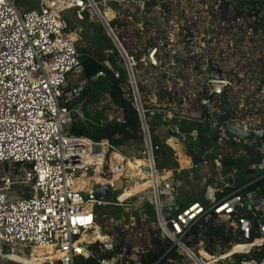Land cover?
<instances>
[{"label": "built area", "instance_id": "2783aa9c", "mask_svg": "<svg viewBox=\"0 0 264 264\" xmlns=\"http://www.w3.org/2000/svg\"><path fill=\"white\" fill-rule=\"evenodd\" d=\"M246 1L244 7L251 11L250 17L255 18L257 9V15L264 18V3ZM70 9L79 19L84 11L98 18L121 58L127 75L121 89L131 93L142 137L138 156L126 155L107 141L68 132L79 114L76 105L80 92L88 83L76 50L78 33L69 28L62 15ZM108 19L124 22L123 32L133 34L136 41L124 45V37L115 35ZM262 23L257 29L243 27L244 19L227 0H38L37 7L27 8L14 0H2L0 249H44V259L38 264H79L75 261L78 256L92 257L97 264H264V254L260 259L236 260L233 256L264 244V198H259L256 190L245 189L248 183L221 197L216 195L223 192L224 179H233L235 171H223L222 157L246 155L249 148L228 131L229 123L251 132L248 141L254 142L252 149L260 156L248 168L259 172L255 179L264 178L263 145L256 139L264 135V106H250L241 84L247 59H261L264 68V19ZM246 35L254 40L240 45ZM127 46L141 51V55ZM139 63L148 67L141 71L138 81L135 72ZM208 63L217 64V78L206 70ZM102 74L96 72V76ZM113 75L117 77L119 71L113 70ZM138 83L149 87L148 95L141 94ZM257 90L264 96L262 84ZM223 102L230 108L226 121L216 118L224 112ZM154 116L164 121V143L178 163L175 176L173 169L155 165L153 149L157 145L149 131ZM180 121L207 122L209 130L200 133L197 128H181ZM214 128L216 139L211 142ZM203 138L209 139L210 146L202 151L200 144L194 151L192 141ZM237 143L241 147L234 149ZM210 151L214 155L204 157ZM136 158L143 159L144 164L136 166L135 174L127 175V163ZM181 170L185 173L180 174ZM94 175L101 176L102 181L92 179ZM180 175L186 178L185 183L200 180L204 184L203 201L187 199L183 191L179 192L183 184ZM121 178L126 179L125 185ZM142 181L149 184L95 221L100 209L111 201L107 199L112 190L122 191ZM103 183L109 187L107 198L94 191V186ZM146 201L153 210L151 221L142 213ZM237 209H244L248 217L235 216ZM114 211L127 213L129 223L113 220L110 214ZM211 214L226 221L232 230L238 227L246 239L254 222L257 237L243 243L249 247L237 251L234 245L240 243L223 252L206 250L203 241L196 248L186 246L188 229L200 217ZM137 219L147 222L142 239L133 229ZM157 239H167L169 247L156 246ZM46 250L59 257L51 258ZM4 259L0 255V261Z\"/></svg>", "mask_w": 264, "mask_h": 264}, {"label": "trees", "instance_id": "16d2710c", "mask_svg": "<svg viewBox=\"0 0 264 264\" xmlns=\"http://www.w3.org/2000/svg\"><path fill=\"white\" fill-rule=\"evenodd\" d=\"M255 1H257L258 4L264 3V0ZM227 2L232 3V7L237 16L244 19L243 27L257 29L259 26L263 25L262 20L264 18H260L257 15V13H259L257 9H255V18L250 17L251 11L244 7L247 3L246 0H227ZM80 20L83 21L82 26L84 27L92 25V21L87 19L86 12H84V16H82ZM117 24L124 25V22L118 21L115 25ZM110 26L113 27L111 24ZM93 35L94 37L92 40L95 42L93 48L87 45L84 47L76 45L78 59L83 68L82 76L87 79L88 83L80 92L77 100L76 106L80 107L81 115L78 114L75 116L68 126V132L76 136H86L94 141H107L111 146L126 155L138 156L142 149V137L137 113L132 105L130 91L121 89L122 85L126 83V71L121 67V58L117 55L113 43L105 30L96 31ZM118 38L121 39L122 35ZM127 48L137 56L141 55V51L136 48L131 46H127ZM103 61H106V63ZM147 67V65L139 63L136 67V76H140L141 71L144 69L147 70ZM260 68V72L257 73V77L259 78H257V89H259L264 82V68L262 64ZM113 70L119 71L117 77L113 75ZM97 71H102L103 74L96 76ZM138 89L142 95H148L150 91L149 87L142 83H138ZM109 115L112 116V119H109ZM179 125L181 128H197V131L200 133H205L209 130L207 122L199 123L191 121L183 123V121H180ZM157 130L161 131V133L158 134ZM149 131L152 143L157 145V147L153 149L155 165L158 168L173 169V175L175 176L176 172L174 168L178 166V163L175 160L172 149L164 143L167 137V132L164 129V121L160 117L154 116L149 123ZM194 143L197 145L201 144L200 150L202 151L206 150L211 144L207 138H203L202 140L195 139V141H192V145H194ZM239 147H241V144L237 143L234 149ZM259 156L260 155L252 148H246V155H235L234 153L225 154L221 159V167L223 171L234 168V177L233 179H224L221 185L223 192H218L216 194L217 197H221L222 194L227 193L237 186L248 183L245 189L256 190L259 198H264V178L255 179L259 172L248 168L249 163L257 161ZM134 169L135 168L130 165V167L127 168V173H134ZM184 173L185 170H181L180 174ZM180 176L183 180V184L179 187L180 189L182 188L183 191L186 178H184L183 175ZM229 180L231 183H229ZM198 182H200V180ZM202 185L204 186V184ZM205 185H207V183H205ZM135 191L136 187L132 184L122 191L119 195V199L122 200L128 195L135 193ZM203 192L204 188L194 193L192 199L203 201ZM118 193L113 195V198ZM152 211L151 204L146 201L143 204L142 213H146L149 216L148 221L153 220ZM234 215L248 217L244 209H237ZM257 234V226L254 222H251L250 236L246 239L243 237L238 227L232 230L227 226L226 221H219L214 214H211L208 217H200L188 229L184 243L188 247L196 248L198 242L203 241L206 250L216 252L226 251L230 248L231 244L240 243L234 245L233 250L237 251L249 247V244L243 243L251 241L253 238L257 237ZM151 241H154L153 237H151ZM256 242L257 241L254 243ZM155 245L165 249L169 247L170 242L167 239H157ZM170 251L175 253L173 248H171ZM263 254L264 244L253 247L248 253L236 254L233 256L236 260H239L241 257L246 259H260ZM41 261L42 255L31 254L29 257V264H37ZM75 261L79 264H97L92 257L83 258L78 256L75 258ZM9 263L17 264L12 261ZM56 264H60L59 261H57Z\"/></svg>", "mask_w": 264, "mask_h": 264}, {"label": "rangeland", "instance_id": "374dc122", "mask_svg": "<svg viewBox=\"0 0 264 264\" xmlns=\"http://www.w3.org/2000/svg\"><path fill=\"white\" fill-rule=\"evenodd\" d=\"M16 5H19L23 8H27V7H37L38 6V0H14ZM87 13V19L92 21V25L84 27L82 26L83 21H81L78 16L76 11L74 10H65L62 12L63 18L65 19V21L67 22V24L69 25L70 29L74 32L78 33V36L76 38L75 41V45L79 46V47H84V46H89L91 48H93L95 46V42L92 40L94 35L93 33L99 32V31H103L104 27L102 25V23L99 21L98 18H94L93 16H91L89 14L88 11H84ZM84 12H82V16H84ZM109 20V19H108ZM118 21H120L118 19ZM117 19L115 20H109V23L113 26V32L115 33L116 36H120L122 35L123 38V44H129V43H134L137 39V37H135L133 34H128L124 33L123 31L126 30L125 27L122 24H117L115 25L117 22ZM79 27H82V31L78 30ZM129 27L131 29L132 25L131 23H129ZM254 37H249L248 35L245 36V38L243 37L242 42H239V44L241 45H249L252 43V40ZM249 61L248 66H246L243 70H242V87H243V92L248 94L247 97V102L249 104L250 102V106H264V96H262V93L256 88V85H258L257 81V73L260 72V64H261V59H258V61H254L252 60V58L247 59ZM141 78V76L137 77V80L139 81ZM259 79V78H258ZM262 85L264 86V82L262 83ZM158 127V126H157ZM158 134L161 133V131L157 130ZM193 150L196 151L197 150V144L194 143L193 145ZM131 165V164H130ZM129 164H127V168L130 167ZM134 168H136L134 165H132ZM105 172V177H108L109 174L108 172H106L105 170H103ZM90 172V171H88ZM129 174V173H127ZM102 179V177H100ZM126 179L123 180V178H121L120 183L122 185H125ZM190 186H192L193 190L195 191V193H197L199 190H201L203 187V185L198 182V180H195L192 182V184H190ZM179 192L182 191V188L179 189ZM120 191V188L117 190H112L109 194L108 199H113V195H115L116 193H118ZM183 192L187 199H191L192 197H194V192L193 191H189L187 190V186L186 184L183 185ZM121 200V199H120ZM110 217L113 218V220H116V222L120 223V224H124V223H129V217L127 213H123L121 211H114L110 214ZM154 219V217H153ZM108 220V218H107ZM106 223V222H104ZM146 224L147 222L142 221L137 219V221H135V224L133 226L134 232H140V234L142 235V237H139V239H142L145 234H146ZM34 250H36L35 248L30 249V247L24 248L23 252H18L16 250H13V253L19 254V255H15L13 254V257L11 259L15 260H10V259H4L2 261H0V264H10L9 262H15L17 264H29V254L31 251L34 252ZM7 251V250H6ZM33 252H31L32 255ZM30 254V255H31ZM22 255V256H20ZM17 261V262H16ZM20 262V263H18Z\"/></svg>", "mask_w": 264, "mask_h": 264}, {"label": "water", "instance_id": "95a60500", "mask_svg": "<svg viewBox=\"0 0 264 264\" xmlns=\"http://www.w3.org/2000/svg\"><path fill=\"white\" fill-rule=\"evenodd\" d=\"M206 70L209 72L210 76L217 78L219 76V68L216 63H208L206 66ZM224 112L217 115L216 118L218 120L226 121L230 117V108L226 102H223ZM79 115H81V109L79 108ZM228 131L232 134H237V136L244 142L246 146L249 148H254V142L248 141L249 138H251L252 134L249 131H241L236 123H229L228 125ZM216 139V131L215 128L212 130L211 135V142H215ZM257 140H259L263 145V152H264V135L256 137ZM213 149V148H212ZM214 150V149H213ZM191 152V151H190ZM214 151H210L209 153H206L204 157H212L214 155ZM192 157L195 158V155L192 154ZM94 191L97 196H103L108 197L109 187L107 183L100 184L98 186H94ZM163 204H165V201H162ZM175 208L178 207V205L174 206ZM164 209L169 207H163ZM168 216V215H167ZM228 264H235L234 262H229Z\"/></svg>", "mask_w": 264, "mask_h": 264}, {"label": "bare ground", "instance_id": "6f19581e", "mask_svg": "<svg viewBox=\"0 0 264 264\" xmlns=\"http://www.w3.org/2000/svg\"><path fill=\"white\" fill-rule=\"evenodd\" d=\"M127 164H131V165H134V166L136 167V166L139 165V164H144V161H143V159L136 158L135 161H133V162L130 161V162H128ZM131 174L133 175V174H135V173H130V174H127V175H131ZM163 175H165V174H163ZM100 177H101V176H96V175H94V176L92 177V179H96L97 181H102V179H101ZM148 184H149V182H147V181H142V182L135 183V184H134L135 187H136V191H135V192L144 189ZM129 187H130V186H129ZM125 188H127V187H125ZM125 188H123L122 191H123ZM122 191H120V193H119L116 197H114L111 201H109V203H108L106 206H104L103 208L100 209V212L97 214L95 221H97V220L99 219V217H101L104 213H107L108 211H110L111 208H112L114 205L119 204V203L123 200V199H122V200L119 199V195L122 193ZM255 241H257V240H255ZM46 251H47V253H49V256H50L51 258H53V257H54V258H58V257H59V254H58V253L51 254V251H50V250H46ZM31 252H33V251H31ZM31 252H30V254H31ZM43 252H44V249L37 248L36 250H34L33 254H35V255H42V260H43V259H44V258H43ZM13 254H15V255H19V254L13 253V252H11V251H3V250L0 249V255H1V257H3V258L13 260V259H11V258L13 257ZM30 254H29V256H30ZM20 256H22V255H20ZM13 261H15V260H13ZM16 262H17V261H16ZM18 263H20V262H18ZM21 264H22V263H21ZM32 264H34V263H32ZM37 264H38V263H37Z\"/></svg>", "mask_w": 264, "mask_h": 264}, {"label": "crops", "instance_id": "0c3cea01", "mask_svg": "<svg viewBox=\"0 0 264 264\" xmlns=\"http://www.w3.org/2000/svg\"><path fill=\"white\" fill-rule=\"evenodd\" d=\"M192 148H193V147H192ZM179 159H180V163H181V164H184V161H185V160H184V158H183L182 155H180ZM185 184H186V186H187L188 193H189V191H193V192L195 193V191L193 190L192 186H190L189 182H188V183H185Z\"/></svg>", "mask_w": 264, "mask_h": 264}, {"label": "snow or ice", "instance_id": "6c2138e0", "mask_svg": "<svg viewBox=\"0 0 264 264\" xmlns=\"http://www.w3.org/2000/svg\"><path fill=\"white\" fill-rule=\"evenodd\" d=\"M0 2H2V0H0Z\"/></svg>", "mask_w": 264, "mask_h": 264}]
</instances>
